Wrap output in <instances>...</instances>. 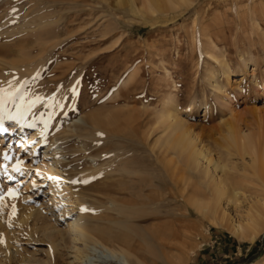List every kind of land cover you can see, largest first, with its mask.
<instances>
[{
	"label": "rangeland",
	"instance_id": "374dc122",
	"mask_svg": "<svg viewBox=\"0 0 264 264\" xmlns=\"http://www.w3.org/2000/svg\"><path fill=\"white\" fill-rule=\"evenodd\" d=\"M20 1L0 2V79L5 86H9L17 79V74L26 73L24 68L34 67L31 70L35 72L26 73L24 79L18 80L21 84L11 98L7 113L9 122H18L25 104L35 97H42L44 103L39 115L29 120L27 135L22 138L31 140L29 131L34 129L33 125L38 122L46 124L50 117V106L66 92L65 104L59 106L56 115L60 132H69L81 121V125L89 126V131L86 133L83 130L80 139L72 137L65 144V149L71 151L65 154L70 162L61 164L54 172L56 176L50 175L53 161L43 155L49 138L48 142L38 145L36 153L32 155L22 153V148H18L15 142L10 147L17 159L13 166L21 171L15 170V180L25 179V183L33 187L23 192L21 185L16 187V184H12L14 181L6 182L5 175L0 176V202L11 192L13 195L10 196L17 204L13 216H9L8 202L4 205L2 201L0 204V213L4 211L3 217L0 214V264H69L67 259L75 252L68 249L70 243L61 241L55 234L60 250L52 256L47 250L53 239L34 231L32 219L19 224L25 211L43 202L44 197L56 200L57 207L65 214L66 221L63 219L56 227L62 229L67 221L82 219L89 220L92 228L99 229V232L112 228L110 222L120 220L119 216L116 213L95 212L94 207H107L113 199L128 204L138 196V191L134 189L138 187L134 184L138 178L130 177V182H134L129 183L126 190L135 193L127 197L122 194L127 192L122 190L115 178H95L81 184L78 176L93 170L96 165L104 164L112 154L111 149L121 145L126 147L125 155L135 159L137 168H133L134 171L145 173L155 181L156 187H146V194L164 200L157 207L147 205L152 213L161 212L164 215L160 223L150 220L156 215L148 210L150 216L146 213L147 217H141L142 221L137 224L148 230L157 223L163 227L164 242L159 245L160 249L156 248V255L143 248L142 236L132 235L130 242L133 246L127 249L140 254L139 258L146 259L149 264H227L247 254H252L254 258L251 264H264V232L254 237L251 229L242 223L245 221L247 204H223L228 221L223 220L222 214L219 215L220 219L217 217L213 220L181 198L182 183L174 186L171 178L173 170L168 169L167 165L173 155L165 151L166 137L160 124L163 102L177 98L180 102L178 117L221 161H226L227 157L221 156L220 153L224 151L217 143L221 141L220 135L224 136L225 123H233L245 133L252 131L255 138L262 137L259 143L264 146V0H195L191 8L164 16H152L148 9L138 3H135L136 12L132 9V0H83L80 8L84 12L79 13L81 18L72 23L67 34L48 44L51 47L46 54L40 52L41 41H35L23 29L28 14L20 16L19 22L5 24L9 16L14 17L22 11ZM117 1L119 4L115 5ZM7 7L10 9L4 13ZM55 12L54 22L60 20L62 14L69 16L65 18L67 22L73 21L72 16L75 15L74 11L71 14H66L67 11ZM81 46L85 47L83 53L80 52ZM212 48L217 51V56L225 55V58L221 56V60L225 59L232 66L230 82L233 85L225 93L217 94L218 100L215 98L217 96H212L211 89L201 88L209 72L220 69L218 63L211 65L208 62L210 59L206 51ZM66 66L72 67L66 70V79L61 82L62 68ZM110 67L114 71L112 82L101 78L103 71ZM78 77L83 78V88L75 91L73 84ZM219 78L223 79L221 75ZM129 87L133 92L129 95L128 105L126 93ZM174 87H177L176 90ZM234 87L239 88L234 90ZM123 93L127 96L122 97ZM205 98L210 102L207 114L202 105ZM199 105L202 107L194 113ZM125 109L134 113L130 120V137L120 140L111 138L107 140L108 143L101 141L100 133L108 130L95 129L89 116L99 113L103 117L110 115L111 125L117 127L123 119L116 115L119 110ZM78 119L79 122L73 124ZM121 129L125 128L122 126ZM8 139L9 136L5 138L7 143L2 144L3 149L10 145ZM62 139L59 138V141ZM39 140L31 142L33 147ZM31 143L28 148H31ZM108 150L111 154L104 157ZM234 160L242 164L239 158L235 157ZM245 160L248 162V157ZM2 166L0 158V169ZM179 168L176 170L177 177L185 176L181 164ZM120 183L125 184V180ZM8 185L15 189H10ZM248 194L253 198L257 195L254 190ZM43 220L48 222L45 217ZM229 221L245 226L240 238L229 229ZM76 245L82 248V245ZM69 252L71 254L67 255ZM95 254L90 252L92 258L97 256Z\"/></svg>",
	"mask_w": 264,
	"mask_h": 264
},
{
	"label": "bare ground",
	"instance_id": "6f19581e",
	"mask_svg": "<svg viewBox=\"0 0 264 264\" xmlns=\"http://www.w3.org/2000/svg\"><path fill=\"white\" fill-rule=\"evenodd\" d=\"M82 1L83 0H21L20 2L23 5L21 7H25V9L20 7L22 11L18 12L14 17L9 16L5 24L12 21L19 22V18H21L20 16L28 14L25 19V28L23 26L22 27L29 33V36H32V39L34 38L35 41H41L39 45L41 46L40 52L46 54L51 47L48 44L54 39H60L62 34H67L72 23L81 18L79 13L84 12L81 11L82 8H80L82 7ZM85 1L87 2V0ZM85 1L83 4H85ZM194 2L195 0H132V9L136 11L135 3H138L142 5V7L148 9L152 16H164L170 12H177L182 9L191 8ZM118 4L119 1L115 2V5ZM8 8L9 7L4 8L3 12L7 13ZM55 10L58 12L67 11L66 14H71V11H74L75 15L73 14L74 16H72L74 17L73 21L67 22L65 18H68L69 16L67 17L65 14H62L60 20L55 22L52 21L53 16L56 14ZM86 24L88 25V23ZM19 31L21 32V30ZM194 34H197V29L194 30ZM53 46L55 45L53 44ZM213 48L215 47L213 46ZM213 48L211 51H206V55L210 59L208 62L211 65H214V62L218 63V67L220 69L218 72L210 71L206 78V82L203 83L202 87H200L202 90H205L206 88L211 89L212 96H217L215 98L218 100V95L225 93L226 89H230L231 87L229 86L233 85L230 82V71L232 66L230 62L226 61L225 59L221 60V56L225 58V55L217 56L218 53L215 50L216 48ZM84 49L85 47L81 46L80 52L83 53ZM175 66L177 67V65ZM71 67L72 66H66L62 68L63 70L60 75L61 80L59 81L62 82L63 79H66V70L70 69ZM179 67L182 66L179 65ZM31 69L24 68V72L27 74L21 73L19 74L20 76L17 74L19 77L16 75L15 78L17 79H15L9 86H5L4 81L0 79V81L3 82H0V84L3 85L0 86V158L3 165V168L0 169V176L5 175L4 178H6V182L14 181L12 184H16V187L21 185L20 188H23V192L28 191L33 186L26 184L25 179V181L23 179L15 180L17 176H15V167L13 166V163L17 159H15L11 153L13 150L10 148L13 146L14 142L17 143L18 148H22V153L26 152L28 155H32L36 153V147L41 145L43 142H48L49 138L48 147L46 148V151L43 155L53 161V163L50 165V175L56 176V173L54 172L58 170L57 168L63 163L68 164L70 162H68L65 154H67V152L69 154L71 151L65 149V144L69 142L72 137L80 139L82 137L80 133L83 132V130L86 133L89 131V126L86 128L85 125H81V121V124H77V126H74V128L69 132H60L59 123L57 121L58 119H56L57 109L61 105L64 106L67 97L65 95L66 92L65 94L61 92L62 94L57 97L56 102L54 104L52 103L53 105L50 106L51 111L48 122L46 124L39 122L34 124V129L29 131L31 140H22V138L27 135L29 120L33 116H36L37 118L40 107L44 103V99L38 96L28 101L23 108L21 119H19L18 122H9L7 113L9 107L11 106V98L17 88L20 87L21 81L18 80L24 79L26 75L35 72ZM112 72H114L113 67L104 70L101 78L112 82ZM220 75L223 79L219 78ZM74 81V84L72 82L73 88L75 91H77L82 87L83 78L78 77ZM233 83H236V81ZM176 88L177 87H174V90H176ZM238 88L239 87H234V90H237ZM131 89L132 88L129 87V92L126 93L128 97L127 99L125 98L128 105L130 99L129 95L133 92ZM126 94L123 93L122 97H126ZM209 104L210 102L207 98H205V103L202 104L205 114H207L209 111ZM202 105L197 106L196 112L194 113H197ZM162 106L163 112L161 113L160 124L161 129L166 137L164 141L165 151H168L171 153V155H173L169 158L167 166L168 169L172 168L173 170L171 178L173 179L174 186L182 183L181 198H183L185 202L188 203L192 208H198L200 212L205 213L209 217L213 218V220L217 219V217L219 218V215L222 214L223 220L225 219L228 221V214H226V212L223 210V204L228 206L247 204V210L244 217L245 221L242 223H245L249 229H251L253 232L252 236L256 237L262 234L264 232V146L260 145L261 142L259 143V139H262V137L255 138L252 131L245 133L233 123H225L224 136L220 135L221 141L217 143V146H220V149H223L224 151L220 153L221 156L223 155L227 157L226 161L223 162L219 157H214L212 151L209 150L199 139V137L195 135L189 128H187L185 123L182 122L180 117H178L180 106L179 99H167L165 102H163ZM105 114L107 113L105 112ZM133 114V111L130 109L119 110L116 116H118L120 120L123 119V122L119 121L117 127L111 125L110 115L108 117H103L100 113L97 115H90L89 120L92 122L94 128L100 127L103 128V130H108L106 133H100L99 137H101V141L105 142L111 138L120 140L130 137L129 135L132 131L130 120L133 118ZM111 115L113 116L112 113ZM78 122L79 119L74 121L73 124ZM122 126L125 128L124 130L121 129ZM259 134L257 136H259ZM7 136H9L8 141L10 145L7 147V149H3L2 144L5 142L7 143L5 140ZM61 137H63V139L59 141V138ZM37 139L40 140L37 145L33 147L31 142L33 140L37 141ZM263 141L264 140H262V142ZM29 143H31V148H28ZM111 150L112 154L109 150L105 152L104 155L102 154L104 157H107L108 154H111L108 156V161H106L104 164L96 165L94 169L90 170L89 172L80 173L78 176V181L81 184H84L92 181L95 178H104L106 180L115 178L117 179L116 182L119 184V186L122 187V190L127 192L122 194L129 197V195H132L135 192L126 190V188H129V183L134 182H130V177L136 176L138 179L134 184H136L138 187L135 185L137 188L134 189L138 191V196L128 204H126L124 201L119 202L118 200L110 199L111 201L108 203L107 207H94L95 212L116 213L120 219L117 221L112 220L110 224L113 227L110 229H105V231L102 232H99V229L96 230L95 227L92 228L91 222L89 220L86 221L82 219L67 221L66 226L62 227V229L56 227L55 225L61 223L63 219L66 221L65 214L57 207L55 203L56 200L53 198L44 197L43 202H38L34 208L25 211L24 215L19 220V224L22 225L28 223L30 219H32L34 231L42 233L46 238L53 239L52 241L50 240L48 247L49 249L47 250L49 252L48 254L53 256L56 251L58 252L60 250V245L59 243H56L57 240L54 238L57 235L58 239L60 238L61 241L63 240L67 242V244H71L70 247L68 246L70 251H75L72 253L74 255L67 259L69 264H149V261L146 259L139 258L141 257L140 254L127 249L129 246H133V243L130 242L133 240L132 235L139 237L142 236L144 242L143 248L152 255H156V248H159V245L163 244V227L159 223L162 219H164V215L161 212L152 213L149 209H147V205H153V207H157L162 203V201H164L162 199L160 200L159 198L155 199L146 194L145 189H148L146 187H156L155 181L145 173L134 171L133 168H137L134 163L135 159L129 155H125L126 147L124 145ZM5 157H7V159ZM235 157L239 158V162L242 163L241 165H239L237 161L234 160ZM246 157H248V162H245L247 161L245 160ZM179 164L182 165V168L185 171V176L181 175L178 176V178L176 170L180 169ZM20 172L21 171H19V173ZM186 179H189V181ZM122 180H125V184L120 183ZM131 185L134 186L133 184ZM184 185H186L185 188ZM10 186L11 185H8V187ZM132 186H130V189ZM13 188L10 187V189ZM119 190H121V188H119ZM253 190L257 194L255 198L248 194ZM7 194L8 196H6V199L4 198V201L3 199L1 200L4 202V205L6 204L5 202L9 203H7L9 205L8 209L10 208L8 211L9 216H13L15 214L17 204H15L16 202L13 201L15 199H12L14 197H11L9 193ZM140 200L143 202H140ZM2 201L0 204L3 203ZM2 209H4V207ZM148 210L152 214L156 215L150 220L159 222L154 225L151 230L138 227L137 225L138 222L142 221L140 220L141 217L149 214ZM3 213H0L2 217ZM148 216H150V214ZM43 217L48 219V222L43 220ZM165 223L169 224V222ZM228 223L229 229L233 235L240 238L242 236L241 234L243 233V227L245 226H243V224L240 222L237 225L230 223V221ZM76 244L82 245V248L77 247ZM91 251L96 252V258H92L90 256ZM70 254L71 252H69L67 255ZM160 255L162 256V254Z\"/></svg>",
	"mask_w": 264,
	"mask_h": 264
},
{
	"label": "trees",
	"instance_id": "16d2710c",
	"mask_svg": "<svg viewBox=\"0 0 264 264\" xmlns=\"http://www.w3.org/2000/svg\"><path fill=\"white\" fill-rule=\"evenodd\" d=\"M253 253H254V249H253ZM251 255L247 254V256H242L241 258L235 259L233 263H227V264H251L254 261V258Z\"/></svg>",
	"mask_w": 264,
	"mask_h": 264
},
{
	"label": "snow or ice",
	"instance_id": "6c2138e0",
	"mask_svg": "<svg viewBox=\"0 0 264 264\" xmlns=\"http://www.w3.org/2000/svg\"><path fill=\"white\" fill-rule=\"evenodd\" d=\"M5 158L7 159V157H5ZM15 170L19 171V168H16ZM73 183H75V181H73ZM9 195H13V193L10 192Z\"/></svg>",
	"mask_w": 264,
	"mask_h": 264
}]
</instances>
